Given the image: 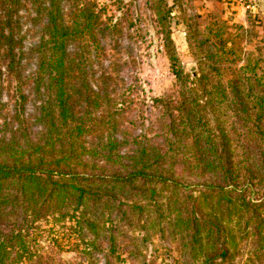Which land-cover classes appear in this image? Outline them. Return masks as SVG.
Segmentation results:
<instances>
[{"label": "trees", "instance_id": "trees-1", "mask_svg": "<svg viewBox=\"0 0 264 264\" xmlns=\"http://www.w3.org/2000/svg\"><path fill=\"white\" fill-rule=\"evenodd\" d=\"M20 1L0 0V58L10 62L15 41L5 30L12 25ZM34 1L46 16L34 81L51 93L40 104L36 116L40 129L34 139L28 134L21 137L25 139L16 138V130L11 137L0 133V264L31 260L26 257L24 234L28 218L44 217V207H51L47 212L60 211L73 199L78 202L75 214L91 205L109 213L108 219L86 217L83 225L97 229V222L105 228L112 253L116 241L112 216L131 220L138 211L142 216L143 197L151 201L154 213H164V220L169 215L171 230L181 231L188 254L200 264L261 263L264 55L255 53L260 49L237 51L224 42L218 48L220 53L200 57L196 75L184 77L177 69L179 94L156 99L167 112L166 149L149 153L150 147L141 145L132 169L125 173L114 172L110 177L86 169L80 173L72 160H81L93 151L88 147L89 137L98 131L97 124L104 122L101 99H109L106 92L93 90L87 68L96 49L102 47L98 32L115 30L118 23L110 20L105 9L109 2L98 6L94 0L75 5L72 2L78 0H69L70 5H63V0ZM159 1L165 4V0ZM235 26L244 30L242 24ZM222 54L225 66L218 62ZM205 64H209L207 69ZM73 99L80 101L75 104ZM20 100L24 102V97ZM176 156L200 169L198 174L205 179L184 184L172 168L163 167ZM151 158L156 162L153 167L148 163ZM128 191L137 199H123L121 194ZM39 203L43 206L37 207ZM9 215V222L2 223ZM72 217L64 216L63 221ZM247 246L251 247L249 262L241 263Z\"/></svg>", "mask_w": 264, "mask_h": 264}, {"label": "rangeland", "instance_id": "rangeland-1", "mask_svg": "<svg viewBox=\"0 0 264 264\" xmlns=\"http://www.w3.org/2000/svg\"><path fill=\"white\" fill-rule=\"evenodd\" d=\"M94 1L98 6L109 2L105 9L110 20L116 19L118 24L115 30L98 32L102 47L96 49L87 68L93 90L106 92L111 100L101 99L105 118L97 124L96 134L89 137L88 147H93V151L81 160H72L80 173H84L83 169L104 177L125 173L132 169L141 145L150 147L149 153L166 149L167 112L156 99L167 100L179 94L181 77L177 78V69L183 71L184 77L196 75L200 57L218 54L224 42L237 51L258 47L260 50L255 53L264 55V0H259L263 9L260 15L247 13L245 23L233 20L235 11L227 0H165V4L159 0ZM37 2L20 1L12 25L5 30L14 35L13 61L0 58V133L11 137L12 130H16L18 139H34L37 135L40 128L36 116L40 104L51 93L34 81L37 49L46 28L44 10L39 9ZM81 2L84 0L72 4ZM70 4L63 0V5ZM236 24H242L244 30L236 28ZM225 61L222 54L218 62L225 66ZM208 65L205 64L206 69ZM20 97H24V102H20ZM73 100L75 104L80 101ZM24 134L25 138H21ZM186 161L183 156H176V160L164 162L163 167L172 168L184 184L205 179L198 174L200 169L192 168ZM148 163L150 167L156 165L153 158ZM121 196L137 199L131 191ZM140 200L145 210L142 216L139 211L131 220L112 216L116 220L112 253L105 228L97 222V229L83 225L86 217L108 219L107 211L91 205L75 214V199L66 202L60 211L47 212L51 207H44V217L33 220L30 216L24 228L26 257L32 258H24L23 264H200L199 259L193 260L188 254L181 231L171 230L169 215L164 220L163 212H153L151 201L145 197ZM70 214L74 215L73 220L69 217L63 221ZM10 217L2 219V223L9 222ZM250 250L249 246L243 249L241 263L249 262ZM259 264H264V259Z\"/></svg>", "mask_w": 264, "mask_h": 264}, {"label": "crops", "instance_id": "crops-1", "mask_svg": "<svg viewBox=\"0 0 264 264\" xmlns=\"http://www.w3.org/2000/svg\"><path fill=\"white\" fill-rule=\"evenodd\" d=\"M227 4L231 5L235 13H233V20L245 23V16L247 13L253 14L254 16L260 15L259 12L263 10L260 7L261 2L259 0H227ZM231 1V2H229Z\"/></svg>", "mask_w": 264, "mask_h": 264}]
</instances>
